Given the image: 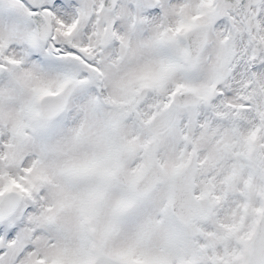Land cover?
I'll return each mask as SVG.
<instances>
[{"label":"snow or ice","instance_id":"1","mask_svg":"<svg viewBox=\"0 0 264 264\" xmlns=\"http://www.w3.org/2000/svg\"><path fill=\"white\" fill-rule=\"evenodd\" d=\"M0 264H264V0H0Z\"/></svg>","mask_w":264,"mask_h":264}]
</instances>
